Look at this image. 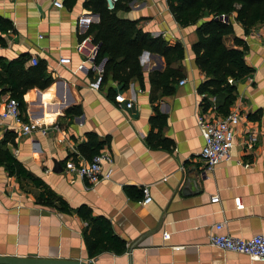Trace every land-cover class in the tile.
Segmentation results:
<instances>
[{
    "label": "crops",
    "instance_id": "1",
    "mask_svg": "<svg viewBox=\"0 0 264 264\" xmlns=\"http://www.w3.org/2000/svg\"><path fill=\"white\" fill-rule=\"evenodd\" d=\"M84 1L58 9L49 1L0 0V17L12 25L5 30L0 26V57L10 61L25 53L30 56L28 66L35 65L31 63L34 56L44 62L46 74L53 79L45 89L25 92L21 109L25 121L39 119L47 133H21L12 119H6L0 121V141L5 140L3 147L32 179L43 182L70 207L69 212H61L56 204H42V186L10 175L0 164V256L91 264H264L208 243L215 224H223L222 230L235 237L264 236V42L257 36L262 23L245 34L236 14L228 16L233 33L225 37V44L235 47L234 37L245 42V61L253 73L236 83L235 100L228 108L229 112L238 107L240 116L231 159L206 170L199 157L203 139L196 115L202 111L211 118L223 116L216 108L221 95L197 93L205 76L195 64L191 46L197 40L196 28L207 15L180 26L166 0L119 3L126 8L115 10L118 18L135 21L138 29L152 37L183 47V58L174 66H180L185 83H175L173 93L151 104L149 74L163 71L164 59L147 51L140 54L142 89L137 78L125 90H119L110 76L105 83H97L105 59L95 65L97 45L86 32L100 18L83 7ZM59 57L70 62L60 64ZM80 64L83 68L78 70ZM1 89L3 101L9 93ZM108 89L114 95L121 93L132 106L116 107L113 97L107 96ZM203 98L209 102L207 108L201 105ZM153 105L166 115L162 133L173 142L170 148L151 149L145 142ZM89 132L99 141L108 138L99 151L111 154L112 163L103 164L102 170L111 166L113 172L109 179L86 188V181L70 174L65 164L89 161L88 151L79 148ZM144 186L152 200L141 205L137 201ZM129 187L136 190L127 192ZM214 195L219 200L211 203ZM235 198L243 204L241 209L235 208ZM81 205L92 216L108 221L111 233L125 243L123 252L88 255L83 239L87 222L76 212ZM164 233L168 239H163Z\"/></svg>",
    "mask_w": 264,
    "mask_h": 264
},
{
    "label": "trees",
    "instance_id": "2",
    "mask_svg": "<svg viewBox=\"0 0 264 264\" xmlns=\"http://www.w3.org/2000/svg\"><path fill=\"white\" fill-rule=\"evenodd\" d=\"M76 0H63L67 8H71ZM167 6L175 21L180 26L195 23L199 18L207 15V19L196 28L197 40L191 46L195 56V64L204 74L205 80L197 87L201 95L222 96L217 104V111L223 115L235 100L236 83L253 73V68L247 65L245 53L247 46L242 39L234 37L235 47L225 44V37L233 33V25L220 16L235 13V20L241 24L245 34L257 23L264 22V0H166ZM117 2L113 11H108L104 0H85L83 7L99 15V22L89 26L86 35H92L91 42L97 45L94 63L104 64L100 84L106 82L110 76L116 82L119 90L127 89L132 78H137L140 88H143V73L139 63V56L143 51L160 55L165 62L163 71H152L149 74L151 85L149 100L155 104L159 96L173 93L174 84L183 79L180 66H174L183 58V47L180 43H168L161 36L152 37L136 27V22L120 19L115 15L117 8L125 9ZM1 29H10L11 23L0 17ZM0 43L2 40L0 38ZM30 58L23 53L17 58L6 61L0 57V87L1 92H8L19 105L20 113L24 107L23 95L29 89H45L52 82L51 76L45 72L43 61L35 65L26 66ZM228 79L233 83L229 84ZM114 91L108 89L107 96L113 97ZM209 106L206 98L201 104ZM22 116V115H21ZM23 121L24 118H22ZM166 124V115L159 112L157 105H153V114L149 118L150 129L145 142L152 149L156 147L170 148L173 142L166 138L162 129ZM86 142L79 148L88 151L87 160L99 152L104 141H99L94 133L86 134ZM5 140L0 141V164L4 165L10 175L26 179L29 178L37 186H42L40 199L42 204L56 206L61 212H69L70 207L54 192L49 190L43 182L31 178L30 173L3 146ZM136 190L126 188L127 192ZM141 190V189H140ZM141 199V198H140ZM139 199V200H140ZM56 204V205H55ZM77 215L87 222L83 230V239L90 257L107 250L121 253L125 250V243L114 236L106 219L92 216L88 207L81 205L76 209Z\"/></svg>",
    "mask_w": 264,
    "mask_h": 264
},
{
    "label": "built area",
    "instance_id": "3",
    "mask_svg": "<svg viewBox=\"0 0 264 264\" xmlns=\"http://www.w3.org/2000/svg\"><path fill=\"white\" fill-rule=\"evenodd\" d=\"M37 2L49 1L54 7L60 9L63 7V0H36ZM108 11H113L117 2L123 0H104ZM258 37L264 42V22L260 25L258 30ZM83 43L77 47L81 50ZM36 57H31V63L36 64ZM60 64L70 62L67 57H59ZM83 64L78 65L77 69L81 70ZM100 79L97 81L99 83ZM185 83V79L179 80L178 84ZM228 83L232 84L233 80L228 79ZM114 104L116 107L129 108L132 106V101H126L121 93L114 95ZM239 108L233 106L226 115L222 117L211 118L204 112L199 111L196 115V125L199 129L203 145L199 151V157L204 164L206 170L212 169L214 166L227 162L231 159V150L235 144V128L239 124ZM12 119L17 125V130L21 133H29L32 130H38L41 134L47 133L46 125L39 119L23 121L19 110L18 102L14 98L7 97L0 101V121ZM112 157L107 151H99L91 160L85 162L75 163L69 160L65 164L66 170L75 176L80 177L86 181V188L91 187L101 179H109L112 175L113 169L109 166L106 170H102L103 164H111ZM238 163H241L238 161ZM248 164H244L247 167ZM142 198L137 202L141 205L148 204L152 197L147 186L141 188ZM218 196L210 197V202H217ZM235 208L241 209L243 204L239 198L234 199ZM223 224H215L211 232L208 234L209 245L216 247L225 252L244 254L252 261L264 263V236L261 234L253 235L248 238H241L232 236L223 230ZM163 239H168L169 235L164 233Z\"/></svg>",
    "mask_w": 264,
    "mask_h": 264
},
{
    "label": "water",
    "instance_id": "4",
    "mask_svg": "<svg viewBox=\"0 0 264 264\" xmlns=\"http://www.w3.org/2000/svg\"><path fill=\"white\" fill-rule=\"evenodd\" d=\"M220 19L227 21V17L220 16ZM57 165L54 166V171L58 170ZM0 264H91L85 261L77 260H61V259H37L34 257L18 258V257H5L0 256Z\"/></svg>",
    "mask_w": 264,
    "mask_h": 264
}]
</instances>
